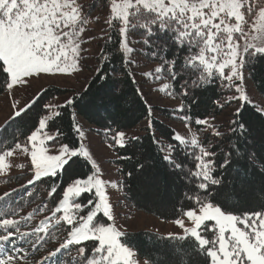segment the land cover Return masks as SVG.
Wrapping results in <instances>:
<instances>
[{
    "label": "snow or ice",
    "instance_id": "obj_1",
    "mask_svg": "<svg viewBox=\"0 0 264 264\" xmlns=\"http://www.w3.org/2000/svg\"><path fill=\"white\" fill-rule=\"evenodd\" d=\"M97 8H103V17H93ZM101 19L107 27L105 44L112 43L113 33L119 38L116 51L132 82L136 83L132 68L141 67L134 54L146 52L153 61L159 60L154 69L140 72L145 83L155 85L150 91L171 100L179 97L172 114L183 123L184 131L173 130L167 138L156 136L153 109L144 100L145 131L153 150L181 182L180 197L189 202L181 204L178 216L170 221L180 232L157 237L176 242L165 244L168 252L163 264H264V204L259 210H229L226 200L231 193L225 179L235 171L239 180L241 169L264 178V149L245 150L251 129L243 118L249 105L264 116V107L256 108L247 87L250 66L264 62V0H102L101 4L93 0L91 5L83 0H0V92L13 100L9 116L0 125V178L10 183L17 169L23 175L16 180L30 174L21 188L51 178L47 195L49 200L56 197L50 209L44 203L15 219L18 210L9 202L18 189L0 195V264H140L137 250L126 242V231L117 224L119 197L116 203L112 199L114 192L125 193V180L104 178V170L85 146V132L75 112L71 119L76 146L60 139L59 128L49 130L61 110L69 109L75 100L53 103L58 99L53 96L40 103L47 92L43 86L23 105L15 99L17 91L41 79L82 72L89 52L84 45L90 43L85 34L90 24ZM136 43L144 48L136 49L132 46ZM101 59L107 61L108 53L102 52ZM96 74L106 79L100 69ZM214 84L219 93L212 101L213 111L193 119L192 93ZM137 93L144 97L140 88ZM190 97L192 103L185 99ZM34 108L38 109L35 116ZM228 108L234 111L226 121H218L217 115ZM28 123L31 128L21 132ZM105 134L113 151L127 150L141 141L138 135L110 128ZM81 159L89 172L60 181ZM117 159L132 157L118 154ZM118 172L132 177V172ZM260 193L264 196V187ZM45 210L49 215L38 227L22 230L21 221L27 225ZM59 232L65 233L63 241L33 259ZM144 264H150V259H144ZM151 264L161 262L153 258Z\"/></svg>",
    "mask_w": 264,
    "mask_h": 264
},
{
    "label": "trees",
    "instance_id": "obj_2",
    "mask_svg": "<svg viewBox=\"0 0 264 264\" xmlns=\"http://www.w3.org/2000/svg\"><path fill=\"white\" fill-rule=\"evenodd\" d=\"M83 3L91 5L93 4V0H83ZM96 3L101 4L102 0H96ZM102 12H104L103 8H97L93 11L92 15L98 14L99 16ZM101 32V37L104 38L102 39L100 37L101 41L97 43L98 53L93 57L91 65L92 72L84 88L80 91H69L54 86L46 87L47 92L40 103L47 102L53 96H61L67 92H70V97L75 100L74 105L69 109L61 110V117L50 124L49 130L55 131L56 128H59L63 133L60 139L63 142L69 143L71 146H76L77 136L72 129V112H75L76 122L79 125L80 119L91 126L92 130L94 129L97 133H100L102 139L106 142H109V139L108 135L105 134V129L110 128L113 130L128 131L144 122V126H141L143 133L138 135L141 137V141L133 142L135 147L130 146L127 150L117 149L114 151L116 157L114 163L117 166V175L119 178L125 180L127 184L125 193H122V196L124 198L126 194L127 199L125 201L133 210L153 215L164 221H171L178 216V209L181 204L186 205L189 202L182 200L180 197L181 182L170 174V170L166 164L153 150L154 146L151 144L150 134L145 131L147 107L144 100L146 99L148 101V99L146 97L142 98L137 93V88H140L139 83L137 81L133 83L122 66L121 56L116 51L118 47V36L113 33L114 39L112 43L106 45L105 40L107 37L105 33L107 32V27L104 23ZM132 38L139 39L138 36H133ZM135 48L139 50L144 48V46L136 43ZM102 52L108 53L107 61L101 59ZM171 55L172 52L170 51L169 56ZM134 56L143 64L151 65L153 69L159 64V60L153 61L146 52H138ZM97 69L101 70V75L106 76V79H99L97 77ZM250 70L252 77L247 82H250L255 90L264 98V62L250 66ZM245 75H248L247 71ZM176 87L179 88V84ZM3 93L0 92V96ZM218 93V86L214 84L207 88L195 90L192 93L195 103H192L191 97L185 98L188 103H192L191 115L193 119L196 116L203 117L213 111L214 105L212 101L217 97ZM177 100H179V97ZM152 109L154 110L155 108L152 107ZM158 110L161 113L157 115L153 114L152 116L153 128L157 137L167 138L173 129L164 121L158 119L157 116L174 120L172 110ZM230 110L234 111V108H228L226 111L217 115V118L223 116L222 121H226L231 113ZM36 111L38 109L34 108L32 112L33 116H35ZM243 118L247 121L251 129L247 142L248 147L245 150L261 151L264 149V140L261 138L264 136V116H261L255 108L249 105L246 106L243 112ZM29 128H31V123L24 125L21 132H27ZM118 154L131 156L132 159L118 160ZM141 164L144 166L143 169L139 167ZM118 169H122L124 173L132 172V177L120 176ZM88 172L89 166L81 159L68 169L64 176L60 177V181L67 182L70 177ZM142 172L143 175L141 174ZM225 179L231 193L230 197L226 200L229 210L237 212L259 210L260 205L264 204V196H261L260 193L261 187H264V178L260 175L254 174L251 170L245 173L241 169L239 180L236 179L235 171L230 175H226ZM60 181H57V183ZM52 183L51 178H47L26 188H14L18 189V191L12 194L13 200L9 204L18 210V215L13 218L20 219V217L27 216L44 203H47L50 209L56 199V197H53L49 200L47 195L49 190L48 186ZM171 189H173V192H171ZM29 192L31 195H28ZM171 194L172 199H170ZM257 197H260V199H257ZM167 198L170 200L165 202ZM164 202L165 205L158 204ZM2 208L3 205H0V210ZM47 215H49V212L45 210L42 213L35 214L27 222V225H25L24 221H21L22 230L38 227L39 222ZM56 235L57 239L55 241L49 240L45 244V247L39 253L35 254L33 259H40L48 251L53 250L52 248L55 249L65 238L64 232H59ZM208 235L211 234L209 233ZM157 237L165 236L154 232L140 231L126 233L125 240L137 250L138 258L142 260L146 258L150 259V264L154 258L163 264L165 254L168 252L165 244H175L176 242L165 241L163 239L158 240ZM24 247L30 248V245L25 244ZM89 247H91V243H89ZM73 255H75L74 251Z\"/></svg>",
    "mask_w": 264,
    "mask_h": 264
},
{
    "label": "rangeland",
    "instance_id": "obj_3",
    "mask_svg": "<svg viewBox=\"0 0 264 264\" xmlns=\"http://www.w3.org/2000/svg\"><path fill=\"white\" fill-rule=\"evenodd\" d=\"M104 12H102L99 16L103 17ZM98 16V14H93V17ZM103 27V19L99 23H92L88 26V31L85 34V38L90 40V43L85 44L84 47L89 49L87 57L84 61V68L83 71L77 74L74 77L69 78H55V79H41L40 81L34 82L32 86L28 89H22L16 92L15 99H19L21 105L29 99L41 86L43 87H57L65 90H73V91H80L86 83L88 82V78L92 72V60L95 54L98 53L97 43L101 41V29ZM133 39V38H132ZM133 47L136 44L132 45ZM136 61L140 64V69L133 68L136 74V81L140 85V89L144 93V97L148 99V104H150L155 109L153 110V114H160L161 111L158 109H171L173 110L179 104V100H171L170 98L160 97L157 96L156 93L150 91V88L155 86L152 84L151 81L145 83L142 79L140 72L141 70H148L153 69L151 65H147V68L139 59ZM166 81H160L159 83H163ZM247 87L250 93V99L255 104L256 108L264 107V98L255 90L253 85L250 82H247ZM71 93L67 92L61 96H57V100H53V103H61L65 99L70 98ZM13 102L12 99L8 98L7 93H3L0 96V125H3L6 118L10 114V107L9 105ZM233 110H230L232 112ZM158 119L164 121L168 124L173 130L176 131H184L183 123L179 120L168 119L163 116H157ZM218 121L223 120V116L217 118ZM80 126L82 130L85 132L86 139L84 141L85 146L90 150L93 154L94 158L100 164L101 168L104 170L105 179L112 178L116 179L117 175V166L115 165L114 161L116 159L115 152L112 149L107 147L108 142L104 141L101 137L100 133H97L92 127L80 120ZM141 126H144V122L141 125L125 131L129 136L132 135H140L143 133L141 131ZM256 139V138H255ZM24 158H21V162ZM23 175L19 169L15 170L12 173V181L9 183L7 182V178H0V195H2L6 191H10L14 188H20L21 185L27 182V179L31 178V175L25 176L23 179L16 180L15 177ZM177 185V184H175ZM173 192V189H171ZM170 196V195H169ZM117 197H119V204L117 205V212L119 213L117 218V224L122 226V230H125L126 233L132 232H140V231H149L158 233L163 236H167L168 233H179L180 229L176 228L170 221L161 220L153 215L146 214L143 212H137L133 210L125 201L122 196V193H113V202L116 203ZM172 194L170 196V199ZM167 198V201L170 200ZM164 203H158L159 205H165ZM54 249V248H52ZM140 264H144V260L140 259Z\"/></svg>",
    "mask_w": 264,
    "mask_h": 264
}]
</instances>
